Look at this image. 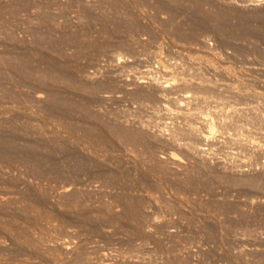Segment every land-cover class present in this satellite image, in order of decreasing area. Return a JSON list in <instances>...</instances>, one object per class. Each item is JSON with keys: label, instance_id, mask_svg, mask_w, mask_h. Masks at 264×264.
I'll return each mask as SVG.
<instances>
[{"label": "rangeland", "instance_id": "obj_1", "mask_svg": "<svg viewBox=\"0 0 264 264\" xmlns=\"http://www.w3.org/2000/svg\"><path fill=\"white\" fill-rule=\"evenodd\" d=\"M0 95V264H264V0H0Z\"/></svg>", "mask_w": 264, "mask_h": 264}, {"label": "bare ground", "instance_id": "obj_2", "mask_svg": "<svg viewBox=\"0 0 264 264\" xmlns=\"http://www.w3.org/2000/svg\"><path fill=\"white\" fill-rule=\"evenodd\" d=\"M251 3H257L258 4V2L260 1H262L263 2V0H249ZM259 12V11H258ZM252 15V14H251ZM35 35L33 36V37H35V39L37 40V39H39V36L38 35H36V33H34ZM41 39V38H40ZM35 40V41H36ZM123 55H121L120 53H118V55H117V60H118V62H119V60H122L123 58ZM8 60H12V59H8ZM11 62H13V61H11ZM11 62H9V63H11ZM14 63V62H13ZM157 64V63H156ZM20 67V70L24 67H22L21 68V66H19ZM162 67V71L165 73V72H168L169 73V66H165V65H162L161 66ZM169 67V68H168ZM16 68H18V66L16 67ZM15 67H14V69H16ZM19 70V69H18ZM17 70V71H18ZM171 70V69H170ZM22 71H23V69H22ZM21 71H19V73H20ZM27 72V71H26ZM159 72V71H158ZM162 72V73H163ZM18 73V72H17ZM21 73H24L25 75H26V73L25 72H21ZM160 73V72H159ZM158 73V76H151V78L150 79H152L153 80V82H155V83H157L159 86H161V88L162 87H164V86H166L169 82H170V84L171 83H174V81L176 80V79H181V80H183V78H177L176 76H172V77H170V78H168V77H164L165 75L164 74H162V73H160L159 74ZM168 73H165V74H168ZM151 74V73H150ZM164 75V76H163ZM22 76V75H21ZM21 76H20V78H21ZM25 77V76H24ZM29 76L27 75V78H28ZM143 77V75H141L139 78H138V82H141V81H143L144 79H146V78H144L143 80L141 79ZM148 77H150V76H148ZM147 77V78H148ZM40 79V81H42V79L41 78H39ZM38 79V80H39ZM56 79V77L55 76H52V80H55ZM178 81V80H177ZM186 81V80H185ZM145 82V81H144ZM143 83V82H142ZM169 84V85H170ZM175 84V83H174ZM158 86V87H159ZM11 93V92H10ZM6 94H7V92H6ZM193 93H191V92H185V93H182L181 94V98L178 100V102H179V104H183L182 102H184L185 101V99H188L189 98V96H191ZM4 95V94H3ZM13 95V94H12ZM1 96V95H0ZM8 96V95H7ZM6 96V97H7ZM39 96H41L40 94H36L35 96H34V99L33 100H38L39 99ZM2 97V96H1ZM12 97H14V96H12ZM12 97L10 98V101L12 100ZM188 97V98H187ZM193 97V96H192ZM16 98V97H15ZM21 98V97H20ZM19 98V99H20ZM2 99V98H1ZM0 99V100H1ZM7 99H9L8 97H7ZM190 99V98H189ZM40 101V100H39ZM175 101V100H174ZM12 102H16V104H17V102L19 103H21L22 104V102H21V100L20 101H16V100H13V101H11V104H6V102H4L3 103V105H1V107H0V113H3V112H6L7 114L6 115H4L5 117L7 116V115H9L11 112H13L14 111V114L16 115V113H17V115L18 114H20V116L22 115V116H24V109L26 110V111H28V116H29V114H32V112H35V111H37V109L35 110V109H33V108H30L28 105H24V107H18L15 103H13V104H15V105H13L12 104ZM25 102V101H24ZM177 102V103H178ZM24 104V103H23ZM49 104L51 105V106H49V107H52V106H55V107H59L60 109L61 108H70V107H74V103L72 102V101H68V100H65V99H63V98H60L59 96H55L54 98H52V99H50L49 100ZM178 104V105H179ZM76 105V104H75ZM164 107H165V109L167 110H170V109H172V108H169L168 107V105H163ZM15 108H19L18 110L16 109L15 110ZM58 108V109H59ZM167 110V111H168ZM30 111V112H29ZM171 111V110H170ZM169 111V112H170ZM181 111V110H180ZM9 112V113H8ZM178 113V112H177ZM12 115H14L13 113H11ZM85 114H87V115H90L89 114V112H87V111H85ZM170 114H171V112H170ZM11 115V116H12ZM14 115V116H15ZM7 117H10V115L9 116H7ZM13 117V116H12ZM17 117V116H16ZM42 117H44V116H42ZM45 118V117H44ZM10 119H11V117H10ZM12 119H15L14 117L12 118ZM39 119H43V118H40L39 117ZM204 120V119H203ZM28 121V120H27ZM24 122V121H23ZM3 124V123H2ZM12 124H14L13 122H12ZM15 124H21V123H15ZM19 126H21V125H19ZM23 126V125H22ZM25 126H29V122L28 123H25V125H24V127ZM191 126H193V127H196V125L195 124H192ZM190 126V127H191ZM206 126V125H205ZM2 127H4V126H2ZM12 127V126H11ZM10 127V128H11ZM14 128H12V129H9V134H8V136H5L4 135V133L2 134V135H4L3 137H1V139H0V141H1V143H4V144H7V145H9L10 147L9 148H11V147H14V146H16L15 145V142H14V139H15V137H12L13 135H15V136H17V134H19L20 132H19V130H22V129H19L18 131H17V129L15 128V125L13 126ZM23 127V128H24ZM203 127V126H202ZM20 128V127H19ZM22 128V127H21ZM28 128V127H27ZM31 128H32V126H31ZM30 128V129H31ZM33 128H34V126H33ZM109 128V131H110V134H112V135H115V136H118L119 135V132L118 131H116V130H114V129H112V128H110V127H108ZM206 128V127H205ZM205 128H203V129H205ZM2 129V128H1ZM7 129H8V127H7ZM26 129V128H25ZM35 130L37 129V128H34ZM189 129V128H188ZM194 129V128H193ZM197 129L198 128H195V131H190L191 133H193L194 132V134L196 135L197 133L199 134H197L198 136L197 137H199L200 136V138L202 139V141L203 140H207V139H209L208 137L212 134V132L210 133V132H205L204 130L202 131L201 129H200V131H197ZM5 130V129H4ZM28 130V129H27ZM107 130V129H106ZM3 131V130H2ZM6 131V130H5ZM37 131V130H36ZM108 131V130H107ZM6 132H8V131H6ZM35 132V131H34ZM160 132V131H159ZM194 134H192V135H194ZM22 135V134H21ZM147 135H148V133H147ZM194 135V136H195ZM176 136V135H175ZM112 137V136H111ZM114 137V136H113ZM196 137V136H195ZM145 138V134H144V132L143 133H132V132H129L127 135H126V139L127 140H129V141H132V142H135V143H137V142H141V141H143V139ZM178 138V137H177ZM199 138V139H200ZM173 139V138H172ZM242 139H244V138H242V137H240V136H236V138L234 137V139L233 140H235V142H237V143H239V144H241L242 143ZM174 140V139H173ZM245 140H247V143L248 144H250V146H253V148H256L257 150H260V151H264V142H262V141H260V140H257V139H254V138H246ZM244 140V141H245ZM176 141V140H175ZM201 141V140H200ZM208 141V140H207ZM174 142V141H173ZM246 142V141H245ZM244 142V143H245ZM174 143H176V142H174ZM183 143V142H182ZM188 143V142H187ZM243 143V144H244ZM195 144V143H194ZM6 145V146H7ZM183 145V144H182ZM187 145H185V148H189V151H190V147H186ZM4 147V146H3ZM8 147V146H7ZM19 147H17V149H18ZM31 149V148H30ZM191 149L192 150H194L195 152H197L199 155H203L204 154V151L206 150V149H204V147L202 146V144L201 143H197V144H195V145H191ZM10 149H8V151H9ZM19 150H20V148H19ZM18 150V151H19ZM32 150V149H31ZM33 150H35V149H33ZM3 151V150H2ZM15 151V150H14ZM9 152H11V154H3L2 153V157H15V155H17L15 152H13L12 153V151H9ZM29 153V152H28ZM196 153V154H197ZM25 154V153H24ZM34 154V153H33ZM168 157L169 158H171L172 159V161L174 160L175 161V163H179V162H182V161H184L177 153H175V152H173V151H171V152H169V154H168ZM173 161V162H174ZM248 183L249 184H251V185H253V184H258V182H256L254 179H252V178H249L248 180ZM259 185L262 187V188H264V181H262L261 183H259ZM130 206H128L127 207V211H129L130 210ZM1 256V255H0ZM104 257V256H103Z\"/></svg>", "mask_w": 264, "mask_h": 264}]
</instances>
